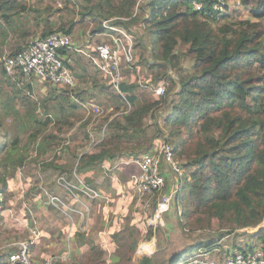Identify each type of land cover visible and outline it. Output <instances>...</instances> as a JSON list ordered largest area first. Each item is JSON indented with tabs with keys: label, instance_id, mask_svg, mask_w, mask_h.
Wrapping results in <instances>:
<instances>
[{
	"label": "trees",
	"instance_id": "obj_1",
	"mask_svg": "<svg viewBox=\"0 0 264 264\" xmlns=\"http://www.w3.org/2000/svg\"><path fill=\"white\" fill-rule=\"evenodd\" d=\"M234 1H238L239 6L230 8L220 17L202 15L181 0H66V11L76 12L78 18H67L61 13L59 21L51 20L54 12L61 11L55 1L31 8L36 13L37 25L41 21L44 25L36 38L60 31L68 33L73 44H76L73 35L77 22L90 20L94 24L91 31L96 34L106 30L103 20L115 18L112 22L131 36L134 55L139 52L138 64L150 70L151 84L156 86L162 80L176 84V89L170 92L174 91L176 97L165 100V96L151 91L148 100L135 105L140 85L130 80L123 79L120 92L112 88L105 76L102 82L94 79L87 85L77 82L69 87L43 81L34 74L16 71L13 76L9 75L1 62L0 85L10 89L6 101L0 104V149H4L5 161L12 159L14 172L24 165L31 146L37 152L39 159H35L44 176L36 180L32 191L24 194L40 193L41 199L29 204L35 222L51 226L61 219L66 224L67 214L77 215V208L89 200L87 191L97 192L96 199L102 198L98 188L101 174L97 171L105 160L115 157L118 140L147 136L152 129L144 148L147 151L154 147L153 140L158 146L161 130L155 125L156 116L150 113L161 105L162 109L167 108L163 123L172 138L174 157L189 175L174 202L183 207L185 222L179 220L178 223L196 230L212 229L216 221V229L228 227L235 231L256 226L264 219V0ZM24 7L18 0H0V16L6 22L0 34L6 36L9 29L15 32L25 23L20 14ZM244 12L247 15L242 17ZM137 23L143 31L134 28ZM29 33L24 31L22 35L26 38ZM27 43L18 44L9 54ZM71 53L76 52L59 50L64 64L75 71L69 63ZM184 58L191 59L192 70H183ZM34 80L45 83V93H34ZM96 94L113 97L116 108L121 103L134 107L121 110L117 117L105 118L106 123L97 128L102 140L96 142L95 150H87L94 131L89 127L90 120L75 126L77 120L70 117L54 120L48 111L57 106L64 113L65 105L75 109L88 104ZM11 104L31 130L27 145L21 149L16 136L6 142ZM149 114L151 121L146 122ZM133 171H139L138 167ZM168 177L165 178L167 185H163L164 193L170 190ZM2 182L0 192L6 185L5 180ZM63 189L68 196L62 195ZM51 197H55L54 203L49 201ZM76 235L77 246L87 242L83 231ZM110 235L119 251L124 244L122 231H112ZM237 235L258 239L264 252V228L252 234L239 232ZM214 240L208 237L189 244L178 252L171 264L188 256L195 247L202 250L210 246ZM129 245L134 249L137 240ZM238 250L244 254L255 251L254 246L247 250L238 246ZM150 254L142 247V257ZM90 263L107 264L99 253L87 258L85 264ZM136 264L156 262L147 258Z\"/></svg>",
	"mask_w": 264,
	"mask_h": 264
},
{
	"label": "rangeland",
	"instance_id": "obj_2",
	"mask_svg": "<svg viewBox=\"0 0 264 264\" xmlns=\"http://www.w3.org/2000/svg\"><path fill=\"white\" fill-rule=\"evenodd\" d=\"M54 1L56 6L61 7V11L54 12L51 20L59 21V14L61 13L64 16L66 15L67 18H78L76 17V12L73 13L72 10L66 11L64 7L66 0H18L20 4L25 5L20 12L21 16H23L21 21H25V23H21L15 32L9 29L6 36L2 33L0 34V39L4 38L3 41H0V69L2 58L5 54L10 53V50L18 44L22 42L26 44L29 40L36 38L43 29V22L41 21L40 25H37L34 19L36 13L31 8L41 7ZM236 2L229 0V6L231 8L238 7L239 3L237 4ZM245 15L247 14L244 12L242 17ZM27 20L28 22L26 23ZM5 23L0 16V29L6 28ZM102 23L104 24V22ZM93 26L94 24L90 20L76 23L73 35V40L76 42L75 46L78 45L77 47L82 49H91L96 42L104 39L91 31ZM134 28L143 31L140 23L134 25ZM24 31L30 32L26 38L22 35ZM75 52L70 54L69 63L75 70L73 72L77 74L75 75L76 82L79 85H87L94 79L102 82L104 75L97 71L92 66L91 61L83 54L76 50ZM136 54L134 55L133 52V59L128 64L124 63L125 67L123 68L124 80H130L140 85L135 105L148 100L152 96L151 89L154 87L151 84L150 70L145 65L138 64L139 52H136ZM146 54L150 55L148 51ZM182 65L185 72L192 70L191 59L184 58ZM167 82L168 89L165 100H168L171 96L176 97L173 93L174 91L170 93L172 88L176 89V84L170 80H167ZM32 85L34 93L43 94L47 89L45 83H40L36 80L32 82ZM9 89L7 85H0V104L6 101ZM89 102L93 104H88V108L80 105L75 109H71L73 111H70L71 113L68 111L63 113L57 106L48 112L54 120L65 117L77 120L75 126L89 119V127L93 128L94 131L88 141L87 150H95L96 142L103 138L97 128L99 125L106 123L107 120L105 118L117 117L120 115L121 110L125 109V111H128L134 106H127L121 103L120 107L116 108L117 104L113 97L99 94L89 99ZM65 108L68 110L69 107L65 105ZM96 108L97 111L94 110ZM161 110L162 112H160ZM166 111L167 108L162 109L161 105L157 109L154 108L150 114L156 116L155 120L157 123L155 125L161 128L162 132L165 131L169 139L172 140L168 129H165L163 123V118L167 114ZM150 114L145 119L146 122L151 121ZM1 115L2 111L0 110ZM6 129L7 143L12 140L13 136H16L19 139L20 149L27 145L28 134L31 130L24 124L22 114L13 104L10 105L8 111ZM151 130H148L147 136L141 135L131 139L130 137H123L118 140V147L114 151L115 157L111 160H105L97 171L101 174L99 178L102 181L99 183L98 188L102 198L96 199L99 195L97 192L87 191L89 200L84 201V204L77 208L79 209L77 215L67 214L68 223L64 224L63 220L59 219L57 223L51 226L46 223L35 222L34 213L29 206L32 202L41 199L40 193L29 192V194L24 195L27 191H32L31 188L36 184L37 179L42 180L44 176L43 171L39 169L40 165L35 159L38 158L36 150L31 146L29 151H27L29 155L25 159L24 165L17 172H14L11 164L12 159L5 161L4 157L6 154H4V149L1 148L0 186L3 184L2 180H5L6 185L0 193V254L15 251L20 241L29 239L32 241V256L33 246L36 240H39V245L35 247V254L40 260L48 256L59 255V253L66 251L69 247L70 257L61 261L63 264H72L73 262L85 264L88 257L95 256L97 253L106 260L107 264H136L139 260L147 258L155 259L156 264H171L178 252L184 250L189 244L198 243L208 237H213L215 240L210 246L203 247L202 250L195 247L194 251L188 256H183L179 262L177 261L174 264H200L199 261H203L205 264H227L228 260L236 254H243L242 251L238 250V246L244 250H247L249 246H254L255 251L262 256L264 252L258 239L250 240L248 236L240 238L237 233L247 232V234H252L263 229L264 219L259 225L238 228V230H235L237 233L228 227L222 230L216 229V221L213 222L212 229L193 230L187 227L184 228L178 223L179 220L184 223L185 218L182 215L183 207L181 203H174L176 194V196H173L168 211L163 213L162 221L153 220L154 208L164 194L166 187L164 190L162 186L156 192L138 195L132 176L139 173V171H133L137 166L126 164V161L132 156L146 151L144 146L149 141V136L152 134ZM152 144H154V147L151 146L150 150L156 147L154 140ZM162 168L165 174L168 173L170 189L176 181V176L169 172L164 165ZM94 172H90V174ZM164 185H167L166 181ZM61 193L63 196H68L65 189ZM5 194L9 195L6 196ZM67 201L70 200L67 199ZM51 218H53L52 214ZM117 230H121L124 237V244L119 251L116 250V242L110 235V232ZM78 231H83L87 234V242L80 247L77 246L76 232ZM133 240H137V245L134 249H131L129 244ZM148 245H151V247H148ZM142 247L150 252L151 256L142 257ZM203 250L205 251L201 252ZM194 260H197V263H194ZM243 264L253 263L245 260Z\"/></svg>",
	"mask_w": 264,
	"mask_h": 264
},
{
	"label": "built area",
	"instance_id": "obj_3",
	"mask_svg": "<svg viewBox=\"0 0 264 264\" xmlns=\"http://www.w3.org/2000/svg\"><path fill=\"white\" fill-rule=\"evenodd\" d=\"M181 2L202 15L216 17L226 14L231 8L229 0H181ZM114 19L103 20V26L106 30L96 34L104 39L96 42L91 49L79 48L73 44L68 33L55 31L45 37L31 39L26 46L14 54H5L2 58L4 69L7 74L12 76L16 71H19L26 75L34 74L43 81L74 87L77 83L75 74L71 68L64 64L59 55V50H76L91 61L92 66L106 77L108 83L116 92H120V84L124 79V63L128 64L133 59V48L131 36L122 27L114 24L112 22ZM167 89V80H162L158 85L152 87L151 91L155 95L165 96ZM88 104L93 103L89 102ZM88 104L83 103V106L88 108ZM94 110L97 111V108ZM159 129L161 130V128ZM157 142L158 146L153 150H147L132 156L126 161V164L139 168V173L132 176L138 195L150 194L162 188L168 174L164 173L163 165L168 168L169 172L175 174V183L167 193L161 196L154 208L153 220L162 221L163 213L168 211L173 196L180 193L183 181L189 175L175 159L173 144L165 131L162 132L161 130V137ZM54 199L55 197L51 198L53 203ZM31 246L32 241L29 239L20 241L18 248L13 252H9L2 264H63L61 261L70 257V248L68 247L66 251L59 253V255L48 256L41 261H35L31 255ZM245 260L253 264H264L263 255L260 256L257 251L236 254L228 260L227 264H243ZM194 263H197V260H194ZM199 263L205 264L203 261H199Z\"/></svg>",
	"mask_w": 264,
	"mask_h": 264
},
{
	"label": "crops",
	"instance_id": "obj_4",
	"mask_svg": "<svg viewBox=\"0 0 264 264\" xmlns=\"http://www.w3.org/2000/svg\"><path fill=\"white\" fill-rule=\"evenodd\" d=\"M102 37V36H101ZM78 46V45H77ZM87 108V107H86ZM66 111H68V112H70V111H72L71 109H68V110H66ZM73 112V111H72ZM71 113V112H70ZM65 115H67V114H65ZM72 116V115H71ZM1 193V192H0ZM46 241V240H45ZM39 245V240H36V243H35V245L33 246V256H32V258L35 260V261H41L40 260V258L35 254V247L36 246H38ZM7 253H9V251L8 252H5V253H2V254H0V264H2V262L5 260V258H6V254Z\"/></svg>",
	"mask_w": 264,
	"mask_h": 264
},
{
	"label": "bare ground",
	"instance_id": "obj_5",
	"mask_svg": "<svg viewBox=\"0 0 264 264\" xmlns=\"http://www.w3.org/2000/svg\"><path fill=\"white\" fill-rule=\"evenodd\" d=\"M176 194H178V193H176Z\"/></svg>",
	"mask_w": 264,
	"mask_h": 264
},
{
	"label": "water",
	"instance_id": "obj_6",
	"mask_svg": "<svg viewBox=\"0 0 264 264\" xmlns=\"http://www.w3.org/2000/svg\"><path fill=\"white\" fill-rule=\"evenodd\" d=\"M259 225V224H258Z\"/></svg>",
	"mask_w": 264,
	"mask_h": 264
}]
</instances>
